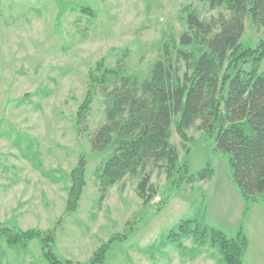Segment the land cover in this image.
I'll return each mask as SVG.
<instances>
[{
	"label": "rangeland",
	"instance_id": "1",
	"mask_svg": "<svg viewBox=\"0 0 264 264\" xmlns=\"http://www.w3.org/2000/svg\"><path fill=\"white\" fill-rule=\"evenodd\" d=\"M201 20L230 13L199 0H0V221L21 230L57 229V257L89 264L114 238L104 264H218L221 253L195 238L170 243L184 221L215 229L227 238L242 231L249 240L243 264H264V205H246L234 184L228 158L215 151V135L188 131L172 143L192 174L212 167L207 183L185 184L170 193L164 169L148 171L157 191L145 210L140 178L127 176L103 198L95 172L108 154L94 152L89 136L106 121L97 92L85 123L76 127L91 70L109 69L144 80L163 53L186 30L184 8ZM264 30L247 19L243 41L256 45ZM264 74V60L260 66ZM86 158L87 186L76 211L67 212L70 173ZM145 210V211H144ZM61 222V223H59ZM0 264H51L40 239L26 248L3 245Z\"/></svg>",
	"mask_w": 264,
	"mask_h": 264
},
{
	"label": "trees",
	"instance_id": "2",
	"mask_svg": "<svg viewBox=\"0 0 264 264\" xmlns=\"http://www.w3.org/2000/svg\"><path fill=\"white\" fill-rule=\"evenodd\" d=\"M199 1L208 2L212 9L225 7L230 16L203 21L190 6L185 7L187 28L178 41L164 45L150 77L140 80L122 69H109L104 59L91 70L76 127L87 130L88 114L100 92L106 121L89 136V143L94 152L108 154L95 172L103 198L125 177L136 176L140 178L137 194L146 210L157 195L149 167L164 169L167 175L170 196L159 210L185 184L211 180L212 167L192 174L171 141L174 125L181 139L189 142L188 131L200 122L197 130L213 133L215 151L228 158L231 178L246 205H264V74L260 72L264 39L255 46L243 41L247 19L254 28L264 30V0ZM86 171L83 156L70 173L67 212L79 207L87 186ZM195 222H182L170 243L189 238L199 244L210 241L221 253L218 264H243L249 240L242 231L229 239ZM56 230L24 231L0 221V251L4 244L26 248L37 238L51 264H82L57 257L53 251ZM113 241L103 244L89 264H104Z\"/></svg>",
	"mask_w": 264,
	"mask_h": 264
},
{
	"label": "crops",
	"instance_id": "3",
	"mask_svg": "<svg viewBox=\"0 0 264 264\" xmlns=\"http://www.w3.org/2000/svg\"><path fill=\"white\" fill-rule=\"evenodd\" d=\"M215 175H216V172H215ZM215 175H214V177H215ZM214 177L211 180H208L207 182H210V181L212 182L214 180ZM207 182H201V183L203 184V183H207Z\"/></svg>",
	"mask_w": 264,
	"mask_h": 264
}]
</instances>
